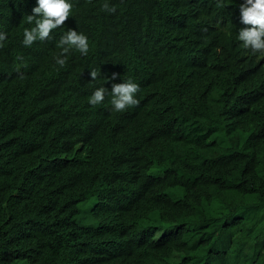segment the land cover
Instances as JSON below:
<instances>
[{"label": "trees", "instance_id": "obj_1", "mask_svg": "<svg viewBox=\"0 0 264 264\" xmlns=\"http://www.w3.org/2000/svg\"><path fill=\"white\" fill-rule=\"evenodd\" d=\"M77 2L91 46L61 68L63 34L19 41L35 0H0V31H20L0 55V264H264V57L234 38L243 0ZM126 77L137 106L88 103ZM72 108L98 130L81 162L60 130ZM99 210L110 231L92 240Z\"/></svg>", "mask_w": 264, "mask_h": 264}, {"label": "clouds", "instance_id": "obj_2", "mask_svg": "<svg viewBox=\"0 0 264 264\" xmlns=\"http://www.w3.org/2000/svg\"><path fill=\"white\" fill-rule=\"evenodd\" d=\"M78 0H35L36 6L32 8L31 15H27L25 20L31 27H26L22 30L19 41L25 47H31L36 41H46L52 38L53 30L56 33L63 34L58 42L56 43V48L60 49L59 53L53 56L56 65L63 68L67 63V57L73 52H78L83 56H87L89 53V46L91 42L89 37L86 36L85 31L81 29L86 21L76 18V8L75 3ZM216 6L218 8H223V0H216ZM102 10L114 13L116 11L114 6H110L107 0L102 5ZM239 19L240 22L247 27L241 28L234 38L246 49V55L259 54L264 57V0H243V3L239 6ZM69 23V24H67ZM66 26L64 27V25ZM20 31H16L11 34H6L0 31V55L10 54L12 55L13 44L19 36ZM187 57V50L184 42L179 44L178 54L176 59L184 61ZM18 60L23 61V57H17ZM24 66V65H21ZM19 71V67L17 68ZM91 80L95 81L100 75V70L91 69L89 73ZM23 79V75L20 77ZM117 74L113 73L111 79L115 80ZM141 85L139 82H134L133 79L126 77L120 78V83H113L111 85V91L109 92L103 86L95 88L91 95L88 97V103L92 106H96L102 103L105 99V95L111 96L110 103L113 110L116 112H125L129 110V107H134L139 104V101L135 98L136 93L141 91ZM92 121L91 116L85 115L80 108H72L67 115L66 121L62 123L61 133L65 137L68 144H70L71 152L80 159V162L85 160V150L92 136L97 134L95 130L91 127L90 123ZM94 132L93 134H90ZM108 132L107 136L114 135L113 131ZM96 135L95 137H97ZM115 136V135H114ZM117 136V135H116ZM182 167V166H181ZM19 176L20 174L16 175ZM24 181L27 179L23 177ZM26 179V180H25ZM30 181V180H29ZM27 182V181H26ZM38 194V193H37ZM43 195L37 196L40 199ZM43 199L45 197L43 196ZM54 206L60 209V205L53 203ZM0 209L8 213L6 209V203L3 202ZM102 209H105L102 207ZM108 214H110L108 212ZM109 216V215H108ZM108 216L105 215V210H99L95 213L94 217L86 220V223H82L87 226H94L100 224V234L92 236V240L97 237L104 235L105 239L108 236L110 226L107 220L110 221ZM55 217L53 219H56ZM12 220L13 218H10ZM52 219V220H53ZM16 220V219H13ZM111 225V224H110ZM26 235L29 238H37L39 236L34 233V225H25ZM112 229V226H111ZM109 230V231H108ZM102 239V240H103ZM113 249V248H112Z\"/></svg>", "mask_w": 264, "mask_h": 264}, {"label": "rangeland", "instance_id": "obj_3", "mask_svg": "<svg viewBox=\"0 0 264 264\" xmlns=\"http://www.w3.org/2000/svg\"><path fill=\"white\" fill-rule=\"evenodd\" d=\"M82 222H83V223H86L87 221L83 220Z\"/></svg>", "mask_w": 264, "mask_h": 264}]
</instances>
